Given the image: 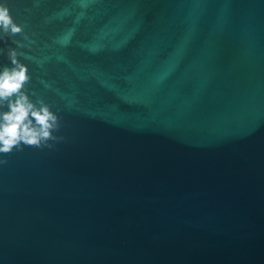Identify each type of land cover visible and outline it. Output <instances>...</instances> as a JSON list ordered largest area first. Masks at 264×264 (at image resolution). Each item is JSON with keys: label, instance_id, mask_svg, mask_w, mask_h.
<instances>
[{"label": "water", "instance_id": "water-1", "mask_svg": "<svg viewBox=\"0 0 264 264\" xmlns=\"http://www.w3.org/2000/svg\"><path fill=\"white\" fill-rule=\"evenodd\" d=\"M8 7L63 139L0 154V264H264V0Z\"/></svg>", "mask_w": 264, "mask_h": 264}, {"label": "clouds", "instance_id": "clouds-1", "mask_svg": "<svg viewBox=\"0 0 264 264\" xmlns=\"http://www.w3.org/2000/svg\"><path fill=\"white\" fill-rule=\"evenodd\" d=\"M0 31L5 35L23 32L8 7V0L0 3ZM25 39H28L25 35ZM11 67L5 66L0 71V154H11L13 150L22 151L25 146L34 148H51L49 141L63 139L53 135L60 128L59 118L50 110L42 99L33 102L25 90L29 82L27 65L18 59L15 49L8 51ZM35 95V93H33ZM0 159V165L7 164Z\"/></svg>", "mask_w": 264, "mask_h": 264}]
</instances>
